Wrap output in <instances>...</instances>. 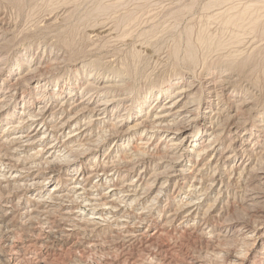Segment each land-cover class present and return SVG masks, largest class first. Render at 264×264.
<instances>
[{"label":"bare ground","instance_id":"6f19581e","mask_svg":"<svg viewBox=\"0 0 264 264\" xmlns=\"http://www.w3.org/2000/svg\"><path fill=\"white\" fill-rule=\"evenodd\" d=\"M212 2L220 4L223 2L229 3L230 0H214ZM246 7L250 8V4H246L243 7L249 13ZM232 8V6L228 5L221 15L216 17L226 20L224 22L227 24L226 26L230 24L237 27L241 24L238 27H242L243 23L240 21H243L247 13L243 10L244 13H234L233 11L235 10L232 11ZM250 18L252 19V17ZM1 22L3 23V21ZM11 24L10 29L12 27ZM46 24L49 25L48 23ZM97 25L99 26V23ZM101 26L103 27H96L98 29L91 31L92 33L90 34L94 38L95 36L100 37L99 35L105 38L110 36L111 32H108L110 27L108 29L104 25ZM0 29H2L1 25ZM238 32L240 31L232 34L231 30L227 34L229 38L225 37L226 40L228 42L230 40L234 41L233 44L241 41L238 37ZM1 35L0 56L3 51L8 49L5 48L7 40L5 42ZM196 35H198V37L196 36L197 41L201 40L199 37L207 38L201 40L203 43H218L219 45L222 42L225 43L223 38H219L220 36L212 38L211 36L213 35H209L205 26ZM218 35L220 34L218 33ZM231 41L230 44L232 43ZM4 53L6 54V52ZM163 60L160 61L162 62ZM232 60L223 63L219 59L217 61L220 63L216 62L217 64H213L212 62L214 61L210 63L208 61L205 62V60L197 64L189 62L190 65L187 66L194 68L197 66L204 67V69L199 71L200 78L189 76L182 71L170 74L165 78L161 76V79L155 84L147 87L143 92L139 91L135 98L133 96L134 99L127 90L128 87H126L131 81L129 80L130 72L126 71V66V69L123 68L124 65L118 66V69L111 68L110 75L107 72L105 73V70L103 72L97 70L98 72L95 71L93 74L87 68L84 73L87 76L88 83L81 86V88L75 87V84L72 86L73 83L70 86V83L68 84L63 82L64 80L60 81L55 78L51 80L49 93L51 98L47 101L39 99V97L29 99L26 94L23 95L22 93L19 99L21 104L20 115L15 120H13V116L15 115L16 105H13L11 112L7 107L18 89L20 80H9L7 91H3L4 93L0 97V125L1 123L5 126L7 125L6 132L0 134V148L4 147L3 153L0 154V165L3 166V168H0V178L6 179L5 188L11 182L12 189L19 192L25 190V192L23 191L24 193L19 197L18 201L4 200L0 197V206L2 207L0 211V232L2 231V238L9 241L14 238L13 234L16 231L15 221L9 209H14L21 203V199L24 201L22 212H20L23 215V221L28 224L27 226L30 229L45 228L46 234L42 239L44 242L52 243L80 232H92L101 222L114 223L115 225L129 223L134 225L133 223L135 222L145 223L146 216L144 218L143 211L127 216L123 213L122 206L128 203L130 205L134 199H138L141 196L143 191L155 189V194L157 195L164 191L167 193L171 184L172 190L177 193L182 187H186V192L179 197L180 210L168 213L167 217L173 220L174 218H171V216L175 217L178 212H186L183 215L185 218L181 216L183 219L180 221V224L184 222L186 227L188 225L190 227V220L195 221L199 213L202 215V204L207 203L208 197H212L215 190L216 192H221L225 187H234L235 190L233 188V191L235 193L239 192L242 201L248 207L250 206L252 211L257 213V215H253L254 218L258 217L263 221L264 111L257 112L255 110L256 102H254L255 100L250 90H243L239 86L238 80H236L237 77L235 78L236 75L232 69V67L235 69L236 66H239V63L235 61L237 59ZM57 63L48 64V60L40 56V59L38 58L35 64H27L26 69L22 71L23 73L21 72V81L30 85V89L34 90L32 94L40 92L42 86L46 85V83L44 78L37 74V71L42 65H44L43 67L52 65V68H54ZM136 64L138 65V63ZM184 64L178 62L175 63V66ZM22 66H18V71L25 67ZM129 71L131 70L129 69ZM201 71L205 72L202 77ZM87 72H89L88 75ZM6 80L7 78L4 77L1 79L0 84H3ZM144 87L145 85L143 89ZM34 126H36L35 129H33ZM62 135L66 137L65 141L62 139ZM48 137L51 138L50 143H46ZM155 140L156 142H154ZM109 141L111 143L103 154L102 163L95 167L92 164L90 166L89 161L95 163L100 152L105 149ZM35 146L40 147L36 153L41 156L43 163L52 164H50L48 171L44 170L46 176L43 178H41L43 176L41 175L42 173L40 174L37 171L38 169L41 170L42 162L40 160L36 161L31 152L29 153L30 148ZM67 147L69 148L65 153L61 152V148ZM80 149L83 150L81 151L83 158L77 159L78 157L75 154ZM117 150H122L121 154L110 156L113 152L117 153ZM43 152L47 153L44 157H42L44 155ZM78 152L80 153V151ZM97 153L99 154L97 155ZM61 158H65V165L62 163ZM58 159H61V164L57 163L60 162ZM13 163H16V165ZM87 163L88 165H86ZM44 165L45 167L47 166L46 164ZM8 167H14V169L9 168L6 170ZM134 171L138 172L135 175L136 177L131 179L130 176ZM22 173H27V175L22 176ZM104 177L106 178L105 180L109 179L107 185L102 183ZM112 178L113 182H110ZM145 182L149 184L146 185ZM49 184L52 185L47 189ZM33 187H36V193L25 194L27 190L31 191L34 189ZM253 222L254 220L251 224L239 225L238 227H236L237 224L234 225L235 227L232 231H239L237 234H240L242 236L240 238L245 242L241 243L244 247L233 255L234 259L229 264H241L246 257L245 247L253 244L255 239H257L256 225ZM259 227L257 226V228ZM119 229L118 227L120 234L117 235L121 241L120 243L123 242L122 245L124 246L130 245L140 235L133 232V230ZM35 234L38 235V233ZM260 238L263 239V235H260ZM262 243L264 244V241ZM94 244H97V242ZM258 253L264 254L263 247ZM261 254L255 257V264H264ZM197 261L201 262L199 264H206L203 259ZM248 261V264H253V256Z\"/></svg>","mask_w":264,"mask_h":264},{"label":"rangeland","instance_id":"374dc122","mask_svg":"<svg viewBox=\"0 0 264 264\" xmlns=\"http://www.w3.org/2000/svg\"><path fill=\"white\" fill-rule=\"evenodd\" d=\"M212 1L214 0H0V13L2 14H0V25L2 27L0 29V35L2 34L1 36L5 42L6 40L7 42L9 41L8 44L6 42L5 46L8 49H5L6 51H3L0 56V61L3 60L0 64V73L2 72L0 74V81L4 77L7 78L6 82L0 84V89L2 90H0V97L7 91V83L9 80H20L18 89L7 107L11 112L13 105H16L15 115L13 116V120H15L20 115L21 104L19 103V99L22 93L23 95L26 94L29 99L39 97V99L47 101L51 98L49 97L51 80L55 78H57L56 80H64L63 82L70 83V86L73 83L72 86L75 84V87L81 88V86L87 85L88 83L87 76L84 73L87 68L92 73H95V71L103 72L105 70L104 72L110 75L111 68L118 69V66L121 67L124 65L123 68L126 69L127 67L126 71L130 72L129 80H131L129 81L130 84L128 83L126 87H128L127 90L132 94V98L133 96L135 98L139 91L143 92L147 87L155 84L161 79V76L165 78L170 74L182 71L189 76L196 77L197 79L198 77L200 78L199 71L204 69V67L197 66L195 69L194 67L187 66L190 63L197 64L205 60V62L208 61L211 63L214 61L212 63L217 64L220 63L218 62L219 59L223 63L237 59L235 61L239 63V66H236L235 69L232 67L233 73L236 75L235 78L237 77L236 80H238V84L243 90H250L255 100L254 102H256V104L254 103L255 110L262 112L264 111V0H230L229 3L223 2L220 4H215ZM246 4H250V8L246 7L249 13L243 8ZM228 5L233 7L232 11L235 10L233 11L234 13H242L243 11L247 13L243 21H240L243 23L242 27H238L241 24L237 27L234 24V26L230 24L226 26L227 24L224 23L226 20L216 17L217 15H221ZM252 7L253 9H251ZM217 12L219 13L217 14ZM253 12L254 14H252ZM254 19L255 21H253ZM1 21L5 23L3 24ZM95 23H99V26H96ZM10 24L12 26L11 29ZM101 25L106 26V28L110 27V29L108 28V32L110 31L112 34H110V38L101 37V35H99L100 37L95 36L94 38L90 34L92 33L91 31L103 27ZM204 26L207 28L209 35H213L211 36L212 38H218L220 36L219 38H223L225 43L222 42L221 45L218 43H203L201 40L207 39L204 37H199L201 40L197 41L198 39L196 38L198 35L196 33ZM222 28L223 30L221 31ZM231 30L232 34H235L237 31L241 32H238V37L241 41L233 44L234 41L232 42L230 40L232 42L230 44V41L228 42L226 40L227 37L229 38L227 34ZM215 32L216 34H214ZM11 37L13 38L11 39ZM3 55L4 57H2ZM40 56L41 58L47 59L48 64L52 62L57 63L61 60L57 63L59 65H56L54 68H52V65H47V67H43L44 65H42L37 71V74L44 78L46 85L42 86L40 92L32 94L34 90L30 89V85H27L26 82L21 81L22 78L20 76L23 73L22 71L26 69L27 64H35L38 58L40 59ZM95 56L99 57L96 58ZM205 57H209L210 59L207 60ZM221 57L223 58L221 59ZM57 59L59 60L57 61ZM160 60L163 61L161 62ZM20 61L22 65L24 64L23 66ZM134 62L138 63V65ZM178 62L185 64L175 66V63ZM129 64L130 66H128ZM18 66L25 67L18 71ZM203 71L200 72L201 77L205 75ZM88 74L89 72H87ZM197 74L199 75L197 76ZM144 85L145 87L143 89ZM35 128L36 126L33 127V129ZM6 130L7 125L5 126L1 123L0 134L5 133ZM61 137L65 141L66 137L64 135ZM50 142L51 138L48 137L46 143ZM110 143L111 141L107 143L105 149L100 154L97 153L99 157L95 163L89 161L90 166L92 164L95 167L102 163L104 159L103 154L106 152ZM32 148H30L29 153L31 152V155L34 156L36 161L40 160L42 162L40 166L41 170L38 169L37 171L40 174L42 173L41 175L43 176L41 178H43L46 176L45 171H48L52 164L43 163L41 156L36 153L40 147L35 146ZM68 148H61V152L65 153ZM3 149L4 147L0 148V154L3 153ZM78 151L75 156L78 157L77 159H82L83 155L81 151L83 150L80 149ZM121 152L122 150H117V153L113 152L110 156L121 154ZM46 154L44 153L42 157L46 156ZM61 159L65 165V158ZM60 160L58 159V161ZM61 161L57 163L61 164ZM13 164L16 165V163ZM44 164L48 167H45ZM0 168H3V166L0 165ZM9 168L14 169V167H8L6 170ZM137 172L134 171L132 173L130 176L131 179L136 177ZM25 175L27 173H22V176ZM105 179L104 177L102 183H106L107 185L109 179ZM5 180L4 178H0V197L4 200L18 201L25 190L22 189L24 192L15 191L12 189V185H10L11 182L7 184L6 189L4 186L6 185ZM110 182H113V178ZM145 183L146 185L149 184L148 182ZM51 185H47V189ZM169 186L168 194L164 191L158 194V196L155 194V189L143 191L138 199H134V201L136 200L135 202H131L132 205L128 203L126 204L127 206H122L123 213L127 216H132L139 211H143L144 218L146 216L145 223L135 222L131 226L130 223L115 225L114 223L101 222L92 232H80L79 234H73L74 236L71 235L52 243L44 242L42 239L46 234L45 228L41 227L37 230L30 229L27 226L28 224L23 221L24 218L20 212H22L24 201L21 199V203L14 209H9L16 227V229L14 228L16 233L13 231L14 241H12L13 239H10V241L3 239L2 231L0 232V264H199L201 262L197 260L202 259L206 264H229L234 259L233 255L244 247L241 243L245 242L241 239L242 236L237 234L239 231H232L235 227L234 225L237 224L236 227H238L239 225L251 224L253 220V224L255 223L254 225H256L257 239H255L253 244L245 247L246 257L241 264H248V260H251L252 256L253 264H255V257L261 254L258 251L262 247L264 250V244L262 243L264 241V220L261 221V218L258 217L254 218L253 215H257V213L252 211L251 207H248L242 201L239 192L235 193L233 191L234 187H225L224 192H216L215 190L212 197H208V200H206L207 203L202 204V215L199 213L195 221L190 220V227L192 226L190 228L189 225L186 227L184 222L180 224V221L185 218L183 215L186 212H178L175 217L171 216V218H174L173 220L167 217L168 213H172L174 210H180V203L178 204L180 202L179 197L186 192V187H182L177 193L175 190H172V184ZM35 188L31 191L27 190L25 194L30 195L36 193ZM65 203L70 204L68 202ZM1 209L2 207L0 206V211ZM245 221H247L246 224H244ZM257 226L260 227L257 228ZM118 227L120 228L119 230H133V232L140 234L138 235L139 239L137 237L128 246L122 245L123 242L120 243L121 241L117 235L120 234ZM34 232L38 233V235ZM30 233L31 235H29ZM260 235H263V239L260 238ZM20 236L21 238H19ZM92 239L93 241L91 242ZM96 242L97 244H94ZM261 255L264 260V254Z\"/></svg>","mask_w":264,"mask_h":264}]
</instances>
